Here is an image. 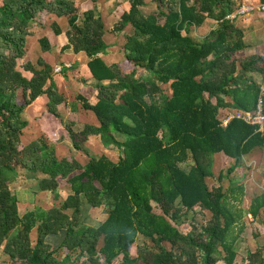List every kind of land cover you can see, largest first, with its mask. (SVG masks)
<instances>
[{"label":"trees","instance_id":"16d2710c","mask_svg":"<svg viewBox=\"0 0 264 264\" xmlns=\"http://www.w3.org/2000/svg\"><path fill=\"white\" fill-rule=\"evenodd\" d=\"M105 1L0 0V264H236L239 239L262 231L245 218L259 217L264 195L247 211L237 205L244 160L264 147V132L241 119L221 123L232 111L255 114L260 98L264 113V29L254 23L261 30L248 36L238 13L260 4L264 19V0H156L151 14L146 0H114L123 44L105 40ZM207 25L213 32L197 41L193 28ZM37 37L41 54L21 64ZM108 50L122 56L112 60ZM81 53L88 85L71 100L65 61ZM82 112L94 121L79 129L72 115ZM32 123L41 135L29 140ZM223 157L239 173L228 190L209 181ZM20 178L55 201L60 182L71 192L48 209L23 210ZM101 207L95 223L89 209Z\"/></svg>","mask_w":264,"mask_h":264},{"label":"rangeland","instance_id":"374dc122","mask_svg":"<svg viewBox=\"0 0 264 264\" xmlns=\"http://www.w3.org/2000/svg\"><path fill=\"white\" fill-rule=\"evenodd\" d=\"M104 1V0H103ZM256 0H244V3L246 4H253ZM123 2L125 4L128 3V0H121L120 3ZM106 4H101V7L105 8L104 12V22H105V27H106V35H105V40L107 43L112 44L116 41H118L120 44L124 43V38L119 37V35L117 33H114L113 29L115 27V24L119 18V13H116V6L118 7V3L114 2V0H106L105 1ZM247 9V6H244ZM257 7H260V4L257 5ZM142 10L146 13V14H151V13H156L157 12V4H156V0H146V5L144 7H142ZM250 11H246V13H249ZM258 11H252L249 14H243L241 17V20L243 22V26L246 27V29H248V36L252 37L254 36V34L257 32V30H261L260 27L255 28V26L253 25L254 23H260L262 28L264 29V19L263 16H259L258 13H256ZM118 17V18H117ZM257 17H259V19H257ZM120 19V18H119ZM63 24V22H61ZM213 28L211 26H203L200 28H193V31L191 32V35L199 42L203 41L206 39V37L211 34L213 31ZM37 35H39L41 33L40 29L36 30ZM37 38H33L30 39V46L28 49V56H26L25 59H23L21 61V64H23L26 61H35L37 59V57L41 54L40 51V45L37 42ZM55 40L57 41V45H58V49L57 51L59 52L61 47L63 45H65L67 43V39L64 35L58 36L55 38ZM116 50L119 51V49L116 48ZM121 50V49H120ZM65 53H68V51H65ZM107 54L109 56H111L112 60H116L117 57L120 58V56H122V54H120L119 52H111V50L107 51ZM74 59H68V61H65L66 65L68 66L70 70V72L68 73V76L66 75L65 80H63V84L65 86V91L67 93V96L69 99L71 100H75V96L77 95L78 92H85L82 91V88L86 87L87 88V83L83 80V77L81 73L78 74V69L80 68H84L85 65V55L84 54H80V55H76L73 56ZM63 62L61 63H57L55 65V67H62ZM72 64H73V68L76 67L74 70V77L72 74ZM81 65V66H80ZM55 68V69H56ZM25 74L27 76H30L29 73L25 72ZM55 74H57L55 72ZM257 76L258 80H261L262 77L259 75H255ZM68 79V80H67ZM69 92H68V91ZM87 93V92H86ZM94 97H91L90 101L93 102ZM74 107H71L69 110L70 111H77L78 110V106L77 103L74 102ZM37 109V105L34 106L32 109L27 110L24 114V118L30 120L31 118V113L33 111H35ZM68 111V106H62V112H66ZM83 110V109H82ZM84 114H73L72 115V119L75 120L78 123V127L79 129L84 127V124L87 123H91L94 120L90 119L92 117H90L91 115H88L85 112H82ZM67 117V116H66ZM35 125H37L36 128ZM27 136L29 137V140L40 136L41 132H40V126L37 123H32V127L29 129V132H26ZM94 144L97 146L96 148L94 147ZM90 147L92 149H96V150H102L101 149V145L100 142L96 141L90 142ZM257 151V157H251V158H246L244 160V162H250L252 161V166H247L245 170H243V172L245 173L241 178L242 181L247 182V180H253L254 185L258 186L262 191H264L263 187H264V183L262 182L263 178L260 175H264V147L263 148H259L256 149ZM260 156H262V160L260 161ZM228 159L226 157H223L222 159H218L217 162V169H216V177L209 179V181H211V183L216 184V185H220L221 183H225L226 187L225 189L228 190L230 188V184L231 182L234 180V175H239V173L237 174H230L228 169H226L228 167ZM183 167L185 169L188 168V166L186 164L183 165ZM223 171V178L221 179L220 183L218 181V175H219V170ZM242 172V174H243ZM259 176V179H257L256 177ZM261 179V180H260ZM20 182L17 185L18 188V192L19 195L21 196L23 202H22V209H30V208H39V209H48L53 205H58L63 203L67 197L70 195L71 192V188L70 185L65 183V182H60V187H59V196L60 199L58 201H55L50 192H41L38 190L37 186V182L35 180H28V179H19ZM257 180V181H256ZM258 181H261L258 182ZM259 183V185L257 184ZM263 186V187H262ZM243 203H244V199H243ZM243 203L237 205L238 208H240L241 206H243ZM89 214L91 215V217L93 218V222L97 223L98 221H100L103 217H105L106 215V209L104 207L101 208H96V209H89ZM251 216H249L247 218L248 223L252 222L251 221ZM197 219L201 222L204 221L202 219V216H197ZM254 223V222H253ZM186 225H189L188 223H185ZM184 225V224H183ZM254 226L256 227L257 230H262L261 231V235L254 239V240H248V241H242V239H239V245H238V249H239V256L237 259V263L236 264H249V261H253L254 258L257 255V261L255 262V264H259V262L261 261V259L264 260V218L260 220V223L257 225L254 223ZM61 236L57 235V236H52L50 237V241L54 242V243H58L60 241ZM141 243H146L148 245L153 246L154 243L152 240L145 238L143 235L140 236L139 238ZM257 253V254H256Z\"/></svg>","mask_w":264,"mask_h":264},{"label":"crops","instance_id":"0c3cea01","mask_svg":"<svg viewBox=\"0 0 264 264\" xmlns=\"http://www.w3.org/2000/svg\"><path fill=\"white\" fill-rule=\"evenodd\" d=\"M99 8H100V10L101 11H103L104 12V10H105V8H103V7H101V5L99 6ZM65 21V20H64ZM118 21V20H117ZM65 22H67V21H65ZM117 23V22H116ZM205 27V26H204ZM62 35H64L65 37H66V35L65 34H62ZM106 35V34H105ZM61 36V35H60ZM66 39H67V37H66ZM111 52H113L112 50H111ZM114 53V52H113ZM81 54H83V53H81ZM78 55H80V54H78ZM254 154V158L255 157H257V151L255 150V152L253 153ZM252 154V155H253ZM262 160V156H260V161ZM246 163V165L247 166H252V161H250V162H245ZM260 176H262V178H263V180H262V182L264 183V175H260ZM257 179H259V176H257L256 177ZM242 179V178H241ZM261 180V179H260ZM257 181V180H256ZM258 182H260L261 183V181H258ZM245 183V185H246V187H245V195H244V203H243V208L247 211L249 208H250V206H251V203H252V200L253 199H257V198H260V197H262V195H264V191H262L258 186H256V185H254V184H252V183H254V181L252 180H247V182H244ZM258 185H259V183H257ZM260 186V185H259ZM263 187V186H262ZM263 189H264V187H263ZM197 213H200V209H198L197 210ZM197 216H202L201 214H197ZM205 216L207 217V214H205ZM249 216H251L250 214L245 218V223H248V221H247V218L249 217ZM203 217V216H202ZM253 217V216H252ZM264 218V209H261L260 210V213H259V217H257L256 219H254V217L253 218H251V221L252 222H254L255 224H259L260 223V220L261 219H263ZM181 231L184 233V234H187V233H189V231H190V227H189V225H186V224H184V225H182L181 226Z\"/></svg>","mask_w":264,"mask_h":264},{"label":"built area","instance_id":"2783aa9c","mask_svg":"<svg viewBox=\"0 0 264 264\" xmlns=\"http://www.w3.org/2000/svg\"><path fill=\"white\" fill-rule=\"evenodd\" d=\"M261 8H262V11L264 12V6H262ZM258 10H259L258 7L247 6V9H246L243 6L240 8L238 13H239V15H242V14L245 15V14H248V13H246V11H250L249 13H251L252 11H258ZM234 16H236V15L235 14L230 15V17H234ZM60 71H61V67H57L55 69V72H60ZM235 118L244 120L246 122L251 123L252 125L257 126L258 132H260V133L264 132L263 101L261 99L259 100L255 114H247V113L235 111V112L229 114V116H227L222 121V126L224 128H228L230 126V122Z\"/></svg>","mask_w":264,"mask_h":264},{"label":"clouds","instance_id":"9594fccd","mask_svg":"<svg viewBox=\"0 0 264 264\" xmlns=\"http://www.w3.org/2000/svg\"><path fill=\"white\" fill-rule=\"evenodd\" d=\"M263 88H264V86L262 87V89H263ZM260 99H261V98H260ZM260 99H259V100H260ZM261 100H262V99H261ZM258 102H259V101H258ZM233 112H235V111H232V112H230L229 114H231V113H233ZM228 116H229V115H228ZM235 119H237V118H235ZM223 120H224V119H223ZM233 120H234V119H233ZM233 120H232V121H233ZM232 121H231V122H232ZM231 122H230V124H231ZM221 125H222V123H221ZM222 127H223V126H222ZM223 128H224V127H223ZM225 129H226V128H225ZM245 164H246V163H245Z\"/></svg>","mask_w":264,"mask_h":264}]
</instances>
